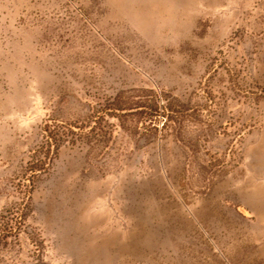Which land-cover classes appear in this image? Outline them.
<instances>
[{
	"label": "rangeland",
	"instance_id": "374dc122",
	"mask_svg": "<svg viewBox=\"0 0 264 264\" xmlns=\"http://www.w3.org/2000/svg\"><path fill=\"white\" fill-rule=\"evenodd\" d=\"M0 264H264V0H0Z\"/></svg>",
	"mask_w": 264,
	"mask_h": 264
}]
</instances>
